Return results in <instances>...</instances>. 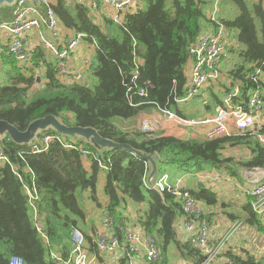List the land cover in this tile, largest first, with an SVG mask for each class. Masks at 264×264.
Instances as JSON below:
<instances>
[{
    "label": "trees",
    "instance_id": "trees-1",
    "mask_svg": "<svg viewBox=\"0 0 264 264\" xmlns=\"http://www.w3.org/2000/svg\"><path fill=\"white\" fill-rule=\"evenodd\" d=\"M16 2L0 6V22L13 19ZM171 2L169 7L166 0H137L135 10L116 21L112 16L100 19L85 4L53 0L64 29L85 34L89 44L97 43L92 63L83 74L87 81L62 80L57 62L42 44L35 47L30 65L19 63L4 46L2 57L7 66L5 79L0 80V120L22 131L47 115L57 116L68 126L93 127L102 137L156 155L155 181L169 173L196 175L215 169L240 177L238 170L242 168L264 169V143L258 136L264 134V126L257 133L186 139L160 132L148 134L132 125L152 109L170 108L180 116L196 117V112L177 99L185 98L190 86L187 65L190 60L195 62L192 47L206 24L212 28L215 25L206 16L205 6L215 7L217 2L219 20L234 33L238 44L228 47L220 57V79L205 90V111L212 114L217 106L224 105L220 90L226 93L236 85L242 92L235 103L247 104L257 86L264 95V79L257 83L252 78L258 69L264 73V0ZM228 54L232 60L222 69L220 65ZM40 70L44 72L42 84ZM140 88L146 95L139 94ZM46 134H58L67 142L74 141L76 147L71 149L54 140L47 151L33 153L31 144L14 142L8 135L0 138V149L10 158L9 163H0V264H9L14 256L23 257L26 264H64L72 254L75 228L84 234L89 251L100 255L99 229L90 219L89 206L99 209L102 217L113 219L112 232L125 247L124 227H130L133 221L127 215L132 205L139 215L130 228L137 225L154 236L162 250L160 263H167L171 246L177 244V219L184 215L183 203L172 190L159 191L147 185L149 162L132 151L105 149L52 128L35 139ZM82 148L89 152L87 156ZM233 149H245L247 154L229 153ZM33 187L40 196L36 209L27 192ZM186 190L206 207H226L219 193L203 182ZM252 200L249 195L242 205L245 216L229 213L230 217L236 220L242 216L246 223L264 232ZM206 217L210 219L211 213L206 212ZM181 247L193 255L195 264L204 259L191 240ZM54 254L61 257L60 263H56ZM223 256L232 264H264V256L258 258L250 252L241 256L229 250ZM128 260L126 252L118 264H128Z\"/></svg>",
    "mask_w": 264,
    "mask_h": 264
},
{
    "label": "built area",
    "instance_id": "built-area-1",
    "mask_svg": "<svg viewBox=\"0 0 264 264\" xmlns=\"http://www.w3.org/2000/svg\"><path fill=\"white\" fill-rule=\"evenodd\" d=\"M37 5L28 0H17L16 9L13 19L10 21L0 22V33L4 34L7 39L8 54L21 64L30 65L33 52L37 45L32 44V34H37L38 42L44 45L55 62H57L59 77L67 82L78 80L79 77L86 73L92 63L93 52L97 46L85 42V34L78 33L67 36L63 29L59 17L52 5L53 0H39ZM81 3L91 8L94 13H99L102 9L112 12V17L120 21L121 15H125L129 9L137 5V0H66L67 4ZM218 3V2H217ZM217 5V4H216ZM217 7L210 16V20L215 23L211 31H204L198 38V42L192 47L191 53L195 57L189 78L190 86L185 98L177 99L179 103L186 104L192 100L204 102L206 88L209 83L216 82L220 79L218 64L220 57L225 53L230 45V32L221 20H219ZM120 18V19H119ZM1 47V46H0ZM3 47V46H2ZM5 50V48H3ZM1 48V52H3ZM82 50L88 53L82 55ZM135 54V52H134ZM262 71L257 70L253 74V80L259 83L262 80ZM136 77V76H135ZM42 80V78H41ZM40 80V81H41ZM42 82V81H41ZM39 82V83H41ZM38 83V84H39ZM131 89V88H130ZM140 95H146L144 88L139 89ZM242 88L236 85L232 90L224 93V105L215 108L214 113L206 117H183L178 115L170 108L161 109L160 112L167 120L176 122L182 127L203 126L206 129L208 138L223 137L237 132L253 131L264 126V95L260 87L257 86L250 93L247 104L235 103L234 99L240 95ZM140 130L145 133L158 132L161 129V122L156 118H144L140 122ZM262 143H264V134H258ZM58 140L66 147L73 149L76 147L75 142H67L58 134H46L35 139L31 143L32 152L47 151L50 144ZM85 156L89 154L82 148ZM10 158L0 149V163H9ZM103 169L108 166L100 163ZM251 170L253 183L247 188L245 194L251 195L252 208L264 220V169L254 168ZM199 174V173H198ZM200 179L207 184L211 175L207 172H201ZM185 178L180 177L174 183L169 174H165L154 182L159 191L172 190L183 203L185 219L183 222L184 229L191 235V241L202 251L204 259L199 264H212L221 258L227 251L228 243L231 238L241 234L243 223L234 222L225 234L217 236L211 228V221L206 217L204 205L197 201L184 186ZM30 203L36 209L35 202L38 200V190L27 188ZM36 219L38 218L35 211ZM125 224V222H124ZM113 219L109 216H103L102 228L98 230V247L102 253L114 254L120 248V239L112 232ZM126 233L125 251L128 253V264H134V258L138 254H144L148 264L159 262L162 259V250L156 238L150 236L147 231L141 227H124ZM74 247L69 259L64 264H95L96 255L89 251L84 234L79 228L73 230ZM56 263H60L61 257L54 254ZM229 264L232 261L228 259ZM9 264H26L21 256L11 258Z\"/></svg>",
    "mask_w": 264,
    "mask_h": 264
},
{
    "label": "crops",
    "instance_id": "crops-1",
    "mask_svg": "<svg viewBox=\"0 0 264 264\" xmlns=\"http://www.w3.org/2000/svg\"><path fill=\"white\" fill-rule=\"evenodd\" d=\"M133 10H135L134 7L129 9V11H133ZM97 15L100 19H102L103 16H106V17L113 16L112 12L107 11L106 9H104L103 13L100 11ZM121 17L123 18L124 16L121 15L120 18ZM212 29L213 28L211 27V25L206 24L204 31H211ZM63 31L67 36L74 34L72 32L69 33L66 29H63ZM229 32H230V39H231L229 47L231 45H237L238 41L234 37V33L231 32L230 30ZM31 42L32 44H35V45L40 44L38 42L37 34H32ZM7 45L8 44H7L6 36L0 33V46H1L0 51H1V48L2 50H4L3 49L4 46L6 47ZM86 53H88L86 50H82V55H86ZM230 57L231 55L229 54L226 55L225 57L226 59L222 61L220 68L223 69L224 66L227 67L229 65V63L232 60ZM50 58L53 59V56L50 55ZM193 64H194L193 60H190L188 63L187 72L189 75H190ZM1 66L3 68V73L1 74L3 77L0 80H3L5 79V75H6L5 70H6L7 65L3 61L2 52L0 53V67ZM39 73L42 78L41 80L42 82L40 84H42L44 82V72L43 70H40ZM262 78L264 79V74H262ZM220 93L224 95V90H220ZM204 103L205 102H203V100L202 101L192 100L186 103L187 104L186 108H189L190 111L196 112L197 118L210 116L211 112L205 111ZM142 116L143 117H141V119L140 117L137 118V122L135 124L134 122L132 123L134 127L139 128L140 122L142 121V119L151 117V118H156L161 122V129L158 132L162 134H165V135L172 134V135H176V136L186 138V139L187 138L206 139L207 137L205 134L206 129L208 128L207 126L206 127H203V126L182 127L174 121H171L169 119L167 120L164 116H162V113L156 109H152L151 111H148V113H144ZM72 139L77 140V139H83V138L73 137ZM229 153L237 154L239 156L241 154L244 156L247 154L245 149H238L235 152L229 151ZM251 170H255V169L253 168ZM207 172L211 175V178L207 180L206 183L207 185H210L212 188H214L219 193L221 202L226 204V207H225L226 210L233 209L236 202H240L242 203V205L246 202V199L249 195L245 194L246 192L245 190L247 188H250L253 183L252 182L253 178L251 177L250 168L245 167V168L238 170V172L240 173V177H237V176L232 177L228 174V172H224L223 170L217 171L214 169V170L207 171ZM199 174L193 175L190 173L188 174L179 173V174H175L172 176L169 173L170 179L174 183H176L180 177H184L185 178L184 186L186 189H188V187L196 186L198 182H203V180L200 179ZM89 207H90V210L92 211L91 212L92 214L90 215V219H92L95 222L96 226L100 230L102 228V218H103L102 213L95 206H89ZM135 211H136V208L134 205L130 206L127 211V215L131 218V220L133 219V221H131V224L129 223L130 227L135 225V223L137 222L136 220L139 214L138 212H135ZM204 211L211 213V218H210L211 228L214 230V233L217 236L225 234L228 228L234 222L240 221L243 223V229L245 230H242L241 234H239L238 236H234L231 238L230 242L228 243V246H227L228 249L226 252H228L229 250H232L233 252L241 256L246 255L247 252H250L251 254L256 255L258 258L264 256V232H260L257 228L246 223L244 220V217H241L243 218V221L240 219L233 220L230 217L229 213H236V211H231V212L228 211L227 213L229 215V219L227 220L223 217H220V214L223 211L221 210L220 207H218V205L208 206V207L204 205ZM184 219H185V215L179 216L177 219V227H176V230H178L177 244H173L171 246V250L172 248L176 250L174 251V257L172 258L171 263L167 262L165 264H195L194 258L192 257L193 255L181 247V243H187L191 240V235H189V233L183 227ZM262 222L264 224V220H262ZM134 227H139V226L136 225ZM255 231L263 235V238L261 239L260 242H255L254 240L253 234H255ZM176 251L179 252L180 257L176 255ZM92 255H96L95 264H118L120 259L126 256V251H125V247L121 245L120 248L118 249V252H115L114 254H107V253L101 252L100 255H97L96 253ZM227 262H228V259L225 258V256H223L217 259L214 264H226ZM134 264H148L145 260V256L143 253L135 256ZM152 264H163V263L156 262Z\"/></svg>",
    "mask_w": 264,
    "mask_h": 264
},
{
    "label": "water",
    "instance_id": "water-1",
    "mask_svg": "<svg viewBox=\"0 0 264 264\" xmlns=\"http://www.w3.org/2000/svg\"><path fill=\"white\" fill-rule=\"evenodd\" d=\"M16 1L17 0H0V6L13 5V3H15ZM28 1L40 5L39 0ZM79 80H81L82 82L87 81L83 76L79 77ZM88 87L91 88L92 85H88ZM50 128L55 129L64 136L70 138H83L86 142L95 143L105 149L122 148L128 151H132L136 155L149 162V175L147 178V185L155 187L154 182L158 175V164L156 155H147L142 151L137 150L131 145L121 144L112 139L110 140L105 137H102L98 133L97 129L93 127H81L78 125L68 126L67 124L63 123L57 116L47 115L45 117L35 119L34 122L31 123L26 130L22 131L17 126H14L8 121L0 120V138H4L6 135H8L14 142H18L21 144H31L33 141H35V138H37L40 132Z\"/></svg>",
    "mask_w": 264,
    "mask_h": 264
},
{
    "label": "rangeland",
    "instance_id": "rangeland-1",
    "mask_svg": "<svg viewBox=\"0 0 264 264\" xmlns=\"http://www.w3.org/2000/svg\"><path fill=\"white\" fill-rule=\"evenodd\" d=\"M166 2H168V6L170 7L171 6V4H172V2H171V0H166ZM216 7H217V12L219 13V4L217 3V5H215V7L211 4V5H207V6H205V14H206V16L207 17H209L210 18V16L212 15V13L215 11V9H216ZM187 70H188V65H187ZM3 73V68H2V66L0 67V79L3 77L1 74ZM262 74H264V73H262ZM143 117V116H142ZM140 119H141V117H140ZM137 122V119L134 121V124ZM230 151H233V152H235L236 150L235 149H233V150H230ZM87 165H89V162H87ZM87 206H89L88 204H87ZM219 207V206H218ZM223 212L220 214V217H223V218H225L226 220L227 219H229V215H228V211H236V213H237V215H242V216H245V211L244 210H242V203H240V202H236L235 203V206H234V208L233 209H227L226 210V208H224V209H221ZM241 216V217H242ZM237 218V219H240V220H242L243 221V218ZM253 236H254V240H255V242H260L261 241V239L263 238V235L262 234H260V233H258L257 231H255V234H253ZM176 250V249H175ZM173 248H172V250L169 252V254H168V259H167V262L168 263H171V260H172V258L174 257V251H175ZM176 255L178 256V257H180L179 255V252L178 251H176ZM161 261V260H160ZM159 261V262H160Z\"/></svg>",
    "mask_w": 264,
    "mask_h": 264
}]
</instances>
